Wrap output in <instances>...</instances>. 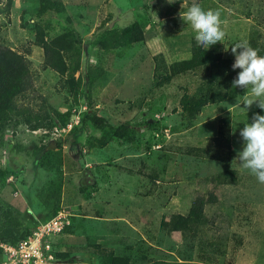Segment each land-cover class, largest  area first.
Masks as SVG:
<instances>
[{
	"label": "rangeland",
	"instance_id": "374dc122",
	"mask_svg": "<svg viewBox=\"0 0 264 264\" xmlns=\"http://www.w3.org/2000/svg\"><path fill=\"white\" fill-rule=\"evenodd\" d=\"M48 1L11 0L7 11L0 0V47L28 63L23 91L0 129V235L5 221L14 224L0 245L25 239L62 210L67 225L49 264H264V184L237 159L240 131L264 110L246 106L255 98L236 87L232 98L186 122L179 99L196 93L206 71L159 86L155 78L190 58L195 33L183 13L193 4L220 13L225 37L207 51L233 65L231 48L247 42L264 56V0ZM133 22L140 41L101 49L109 31ZM35 27L47 39L74 32L62 77L43 67ZM84 76L91 79L85 96ZM71 78L79 82L74 93ZM193 148L221 160L184 154ZM80 180L94 184L81 192ZM197 198L205 221L173 231ZM5 209L17 213L6 220ZM0 264H7L1 248Z\"/></svg>",
	"mask_w": 264,
	"mask_h": 264
},
{
	"label": "trees",
	"instance_id": "16d2710c",
	"mask_svg": "<svg viewBox=\"0 0 264 264\" xmlns=\"http://www.w3.org/2000/svg\"><path fill=\"white\" fill-rule=\"evenodd\" d=\"M39 1L45 3L48 0ZM10 6L11 0H6L5 9L7 11ZM141 35L142 33L138 25L133 22L121 30L109 31L101 38L99 46L103 50L113 48L114 46L128 48L133 43L140 41ZM74 42L75 38L73 31H68L52 39H47L38 27L34 28V45L42 50L43 67L56 73L59 77H62L66 71V65L62 54L70 53L73 50ZM198 68L206 71L203 82L200 84L195 94L188 95L185 93L180 97L178 102L181 107L182 117L186 122L192 121L199 114L202 107L209 104H218L234 96L235 90L232 86V81L234 80L235 70L232 69L231 59H222L220 54L203 50L202 47L197 45L194 38L191 39L190 58L185 61L172 63L168 66V70L164 71L162 75H156V86L167 83L172 77L178 74ZM27 74L28 63L24 56L8 48L0 47V129L9 121V116L13 111L14 99L23 91ZM90 81L91 79L88 76H84V80L81 83V92L84 96L86 95L87 86ZM67 83L69 84L70 92L74 93L79 82L71 78L67 80ZM228 85L231 86L230 92L225 90ZM56 115L59 116V118L62 116L58 113H56ZM63 115L67 116L68 112H65ZM153 127V125H150V128ZM224 143L226 152H229L228 138H224ZM192 151H196L198 154L200 153V155H193L191 153ZM203 152L204 151L201 149L193 148L185 149L184 154L195 157L202 156L217 161L221 160L219 157L206 155L205 152L204 154ZM9 175L14 176L15 174L14 172H9ZM5 176V171L0 170V179H3ZM93 184L80 180L79 185L81 192L92 187ZM203 204L204 202L201 198L195 199L186 216H177L172 230L184 234V231L189 230L191 226H198L202 220L205 221L201 216V207ZM5 210L4 219L6 220H8L9 216L12 214L11 212L14 214L17 213L13 210ZM13 225L14 224L11 223L10 220L2 224L1 241L12 238L11 226ZM114 260L118 261L116 264H127V261H120L118 258H114ZM152 264L161 263L155 262Z\"/></svg>",
	"mask_w": 264,
	"mask_h": 264
},
{
	"label": "clouds",
	"instance_id": "9594fccd",
	"mask_svg": "<svg viewBox=\"0 0 264 264\" xmlns=\"http://www.w3.org/2000/svg\"><path fill=\"white\" fill-rule=\"evenodd\" d=\"M183 18L195 33L197 45L206 51L225 37L218 11L204 10L198 4H193L183 13ZM231 51L235 57L232 69L240 70L232 86L250 91L255 98L249 99L246 106L257 103L264 110L261 100L264 98V56L259 55L247 42L237 44ZM239 135L243 140L242 150L237 156L241 169L264 184V115H253L252 122L244 124Z\"/></svg>",
	"mask_w": 264,
	"mask_h": 264
},
{
	"label": "built area",
	"instance_id": "2783aa9c",
	"mask_svg": "<svg viewBox=\"0 0 264 264\" xmlns=\"http://www.w3.org/2000/svg\"><path fill=\"white\" fill-rule=\"evenodd\" d=\"M67 213L59 210L36 227L25 239L0 245L7 264H49L55 239L67 225Z\"/></svg>",
	"mask_w": 264,
	"mask_h": 264
}]
</instances>
